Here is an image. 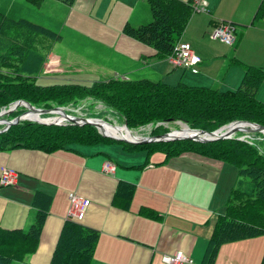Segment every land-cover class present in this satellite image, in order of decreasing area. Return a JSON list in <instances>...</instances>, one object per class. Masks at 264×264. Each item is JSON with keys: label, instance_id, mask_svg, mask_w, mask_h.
Wrapping results in <instances>:
<instances>
[{"label": "crops", "instance_id": "1", "mask_svg": "<svg viewBox=\"0 0 264 264\" xmlns=\"http://www.w3.org/2000/svg\"><path fill=\"white\" fill-rule=\"evenodd\" d=\"M263 1L205 0L209 12H198L204 17H195V13L181 38V42L192 45L202 60L198 73L175 68L168 59L155 58L152 49L124 34L128 23L140 26L152 21L151 8L149 21L141 19L144 6H149L145 0H75L72 5L61 0H43L38 7L21 0L18 9H14L18 0H0V9L25 18L24 11L34 7L48 21L39 25L62 34L63 39L68 34L72 43L80 41V45L91 46L93 52L86 54L99 66L113 67L116 76L134 75L148 64L169 63L166 75L172 77L165 81L169 85L179 81L226 91L240 87L246 67L264 68V18L255 20ZM222 24L235 27V45L228 46L213 38L214 29ZM192 27L201 33V40L191 33ZM216 42L226 47L223 54L216 51ZM74 48L71 50L85 51L84 47ZM186 72L198 76L186 78ZM257 97L264 103V81ZM81 147L54 153L28 149L0 151V176L4 167L17 175L14 185L0 188L1 226L28 228L37 214L36 193L52 197L39 247L25 260L13 264H50L69 219L70 195L74 193L91 203L82 222L100 233L94 253L97 264H166V257L179 250L192 258L193 262L187 264L202 263L216 221L225 213L230 191L238 182L231 165L196 154L165 162L164 154L151 157L126 151L125 155L115 154L119 164L107 150ZM108 161L116 166L113 174L104 171ZM147 162L148 166L139 168ZM121 182L135 185L127 208L121 207L116 196ZM145 208L161 215V219L143 215ZM263 257L261 235L222 244L215 264H261Z\"/></svg>", "mask_w": 264, "mask_h": 264}, {"label": "trees", "instance_id": "2", "mask_svg": "<svg viewBox=\"0 0 264 264\" xmlns=\"http://www.w3.org/2000/svg\"><path fill=\"white\" fill-rule=\"evenodd\" d=\"M61 1L72 5L75 0ZM147 1L152 21L140 26L128 23L123 32L128 38L152 49L155 58L168 59L196 13L194 1ZM26 2L38 7L43 0ZM262 18L264 1L255 20ZM62 39L60 33L0 9V111L19 101L47 110L78 109L84 102L92 101L112 110L130 130L152 126L151 136L169 133L171 130L167 125L174 123L187 124L191 129L207 132H215L234 122L264 126V103L257 97L264 81V68L246 67L240 87L226 91L190 86L184 82L169 85L122 75L89 85L38 84L48 59L46 51ZM90 117L97 119L99 116L93 113ZM114 142L117 141L103 137L89 125L57 126L24 121L0 133V151L28 149L54 153L75 150L76 145L95 146ZM122 148L130 153L144 151L149 156L162 153L165 162L184 154H196L239 169V186L235 185L230 191L225 213L219 215L216 221L201 264H215L224 243L264 235V134H237L232 139L210 143L190 140L142 145L122 143ZM148 165L147 162L139 168ZM134 192V184H119L116 196L122 208L128 207ZM51 201L50 195L36 193L34 204L37 214L28 228L7 229L0 225V264L23 261L37 250ZM142 214L161 219V215L147 208L142 210ZM99 235L97 229L68 219L50 264H97L94 253ZM261 264H264V257Z\"/></svg>", "mask_w": 264, "mask_h": 264}, {"label": "rangeland", "instance_id": "3", "mask_svg": "<svg viewBox=\"0 0 264 264\" xmlns=\"http://www.w3.org/2000/svg\"><path fill=\"white\" fill-rule=\"evenodd\" d=\"M23 1V0H22ZM146 3L148 2L147 0H145ZM20 2L21 0H18L17 4L15 5L14 9H18V7L20 6ZM28 6V5H27ZM30 6V5H29ZM28 6V7H29ZM149 7V9H148ZM21 9V8H20ZM29 12L24 11L26 14L25 18H28L29 20H31L32 22L38 23V24H48V21L43 20V16H40L37 14L36 10H34V7H29ZM150 5L149 6H144L142 12L140 13L141 19L144 22L149 21L150 19ZM197 16H202L204 17L203 14H196L195 17ZM53 24V23H52ZM54 26V25H52ZM54 29V28H53ZM191 33L194 34V36H196V38H198L199 40H201V36H200V32H195L193 27L191 28ZM65 38L61 41L58 42L57 45H54L51 50H47L46 52L48 53V59L45 65V71L42 75H40V77L38 78V84L40 85H51V84H63V83H81V84H91L95 81H105L108 80L110 78L113 77H118L116 76V71L114 70V68H110L107 67L106 65L104 66H99L96 64V61L90 56H88V54H86L87 51H92L91 50V46H88L86 44L80 45L79 42H71V39L68 37V34H64ZM203 37V34H202ZM96 41V40H95ZM50 42V41H48ZM99 42V41H97ZM219 46L216 47V51L218 52V54H223L224 50L226 49V47H224L222 44H220L219 42H216ZM103 44V43H102ZM105 45V44H103ZM74 49L77 50V48H83L85 49L84 52H77L76 51H72V47H74ZM107 46V45H105ZM115 45H112L111 48H114ZM108 47V46H107ZM49 48V45L48 47ZM230 49V48H229ZM89 53V52H87ZM165 66H153V64H148L145 65L143 67L142 70H140L139 72H136L134 75H130L128 76L129 78L132 79H141V78H147L149 80L152 81H162L165 83L166 80H170L169 78H171L172 76H168L166 75L167 69L170 66L169 63H164ZM217 63L214 67V69L216 68ZM163 68V69H162ZM213 69V70H214ZM178 72H183L182 70H176V73ZM185 77L189 78V77H197L198 75H194L191 72H186L185 73ZM201 74V73H200ZM199 74V75H200ZM168 78V79H167ZM174 83H172V85H176L179 83V81H173ZM167 84V83H166ZM232 90V89H229ZM236 90V89H235ZM35 108V107H34ZM9 108L3 109L0 111V113L4 110H8ZM38 109V108H36ZM65 109V111L67 112L68 115L72 116V117H77L80 119H96L93 117H90L91 114H95L97 116H99L97 119L104 121L106 123H109L113 126H119L121 127L120 129H115L116 133L121 135V136H126L127 134H134L136 136H140L142 137H149L151 136V131H152V126H148V127H144L138 130H130L128 128V126L124 123H122L118 117V115H116L112 110L108 109L104 104L102 103H93L92 101L89 102H84L78 109H73L72 107H68V108H63ZM30 113L29 112V108L27 107V105H23L17 108V110L15 112H13L12 114L9 115H3L1 117L2 120H9V121H13L16 120L18 117L26 115ZM38 118H41L42 120L44 119V121L52 119V118H56V115H38ZM64 124L67 125L66 122H64ZM183 124L181 123H174V124H168L167 126L170 128V130L176 131V130H181L183 129L182 127ZM123 127H127L130 131H126ZM5 129V125L2 123H0V133L3 132ZM110 131V129H109ZM170 131V132H171ZM111 132V131H110ZM237 134H244L243 132H239ZM236 134V135H237ZM248 136L250 135H254L253 134H247ZM246 138H248L246 136ZM248 140H250V138H248ZM82 145H76L75 147H81ZM84 149H88V150H98V149H104L107 150V152H110V156L112 157V159L119 163V159H117V157H115L117 152H120L122 155H125L124 150L122 149V143L120 142H114L113 144L109 143V144H99V145H95V146H82L81 148ZM140 154H144L147 155L146 152H137ZM157 154H162V153H157ZM153 156V155H152ZM151 156V157H152ZM118 160V161H117ZM120 164V163H119ZM230 165V164H229ZM232 170L234 171V173H237V177L238 180L241 179L240 175H239V169L235 166H232ZM236 177V178H237ZM237 180V179H236ZM248 179H245V181H247ZM236 186H239V183L235 184Z\"/></svg>", "mask_w": 264, "mask_h": 264}, {"label": "water", "instance_id": "4", "mask_svg": "<svg viewBox=\"0 0 264 264\" xmlns=\"http://www.w3.org/2000/svg\"><path fill=\"white\" fill-rule=\"evenodd\" d=\"M25 104L29 108V112H35V113L40 114L41 116H43V115H56V118L62 117L64 120L61 122H43V121H39V120H32V119L24 118L23 117L24 115L18 117L16 120H13V121L1 119V117L3 115L12 114L13 112H15L17 110L18 107L23 106ZM1 121L5 125V129L3 132L8 131L11 127L19 125L24 121L35 122V123H39L42 125H57V126L66 125V124H64V122H66L67 124L76 125V126L89 125V126L95 127L98 130V132L105 138L112 139V140H115L117 142L132 144V145H142V144H149V143H156V142H172V141H181V140H190V141H195V142H200V143H210V142H215V141H220V140L232 139L239 132H243L245 134H253V133L254 134L255 133L264 134V126H261V125L255 124V123H250V122H234V123H231V124L221 128L215 132H207V131H202V130L191 129L190 127H188L187 124H184L187 127L189 132L194 133L193 136H183V137L174 136V132H180V131H182V129H181V130H176L173 132L171 131V132L166 133L164 135L142 137L136 141H131V140H127V139L113 137V136L106 134L103 130L104 129L103 124H107L111 127H116V126H113V125L106 123L104 121H101L98 119H80L77 117H72V116L68 115L67 112L65 111V109H63V108H55L52 110L36 109L33 106H31L25 102H22V101L16 102V103L12 104L8 110L2 111L0 113V123H2ZM233 125H235V127L232 130L228 129V128L232 127ZM125 128H127V127H125ZM127 130H129V129L127 128Z\"/></svg>", "mask_w": 264, "mask_h": 264}, {"label": "built area", "instance_id": "5", "mask_svg": "<svg viewBox=\"0 0 264 264\" xmlns=\"http://www.w3.org/2000/svg\"><path fill=\"white\" fill-rule=\"evenodd\" d=\"M205 0H195V12L208 13V8L204 5ZM213 38L228 46L235 45L237 41V33L235 27L230 24H222L214 29ZM170 64L179 69L189 70L193 73H198V65L202 62L201 58L194 52L190 43L179 42L175 47L172 55L168 57ZM116 166L108 161L104 165V171L108 174H113ZM16 173L7 167L2 168L0 176V188L9 185H14L16 181ZM71 207L69 210V219L82 222L84 221L91 203L77 193L70 195ZM193 260L183 251H176L166 257V264H187Z\"/></svg>", "mask_w": 264, "mask_h": 264}, {"label": "bare ground", "instance_id": "6", "mask_svg": "<svg viewBox=\"0 0 264 264\" xmlns=\"http://www.w3.org/2000/svg\"><path fill=\"white\" fill-rule=\"evenodd\" d=\"M40 115L38 113H35V112H30L26 115H24L23 117L24 118H28V119H32V120H39V121H43V122H61L63 121L64 119L62 117H58V118H52V119H49V120H42L41 118H38L37 116ZM2 122V121H1ZM104 126V132L110 136H113V137H117V138H122V139H127V140H131V141H136L138 139H140L141 137L140 136H136L134 134H127L125 137L124 136H121L119 134L116 133L115 129H120L121 127L117 126V127H111L107 124H103ZM183 129L182 131L180 132H174V136L176 137H183V136H193L194 133L193 132H189L187 127L183 124L182 125ZM235 127V125H233L232 127L228 128V129H233ZM115 128V129H114ZM126 131H129L127 130V128L123 127ZM110 129V131H109Z\"/></svg>", "mask_w": 264, "mask_h": 264}]
</instances>
